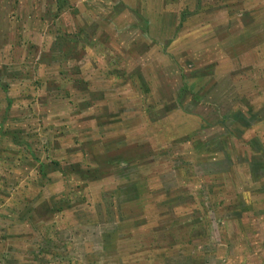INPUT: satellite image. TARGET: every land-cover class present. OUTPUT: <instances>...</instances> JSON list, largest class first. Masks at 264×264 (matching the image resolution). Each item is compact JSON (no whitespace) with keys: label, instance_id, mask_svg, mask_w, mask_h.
Listing matches in <instances>:
<instances>
[{"label":"rangeland","instance_id":"374dc122","mask_svg":"<svg viewBox=\"0 0 264 264\" xmlns=\"http://www.w3.org/2000/svg\"><path fill=\"white\" fill-rule=\"evenodd\" d=\"M0 264H264V0H0Z\"/></svg>","mask_w":264,"mask_h":264}]
</instances>
